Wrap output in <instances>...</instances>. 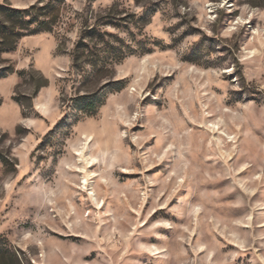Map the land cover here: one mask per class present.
Masks as SVG:
<instances>
[{"label":"rangeland","instance_id":"1","mask_svg":"<svg viewBox=\"0 0 264 264\" xmlns=\"http://www.w3.org/2000/svg\"><path fill=\"white\" fill-rule=\"evenodd\" d=\"M0 23V264H264V0Z\"/></svg>","mask_w":264,"mask_h":264},{"label":"trees","instance_id":"2","mask_svg":"<svg viewBox=\"0 0 264 264\" xmlns=\"http://www.w3.org/2000/svg\"><path fill=\"white\" fill-rule=\"evenodd\" d=\"M36 10L35 6L25 9H5L4 12L8 15L11 22L19 23L20 26L30 28V34L41 32V31H50L51 30V20L38 21V18L35 17L34 13ZM14 28V26H12ZM11 27L7 28L4 24L0 23V32L4 34H14L18 37H22L23 33L13 30ZM16 257V256H15ZM15 264H22L20 260L16 257Z\"/></svg>","mask_w":264,"mask_h":264}]
</instances>
